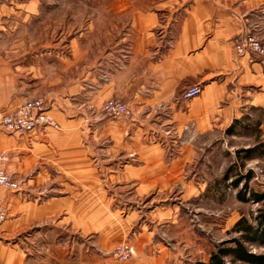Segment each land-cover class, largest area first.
<instances>
[{
  "label": "crops",
  "instance_id": "obj_1",
  "mask_svg": "<svg viewBox=\"0 0 264 264\" xmlns=\"http://www.w3.org/2000/svg\"><path fill=\"white\" fill-rule=\"evenodd\" d=\"M11 5L0 0V113L35 99V84L48 85L39 98L59 127L48 126L38 137L0 133L5 169L18 181L16 190L0 189L6 208L0 264H46L4 243L35 224L43 231L50 220L74 227L70 220L78 219L110 230L106 209L113 203L115 214L127 209L115 239H125L140 222L129 240L134 256L147 253L143 221L178 218L173 188L183 199L201 193L193 169L198 150L214 146L215 132L240 135L243 114L264 108V60L237 55L233 43L246 30L264 41V0H148L116 11V23L93 26L87 37L102 44L94 59L74 60L72 72L55 80L43 72L52 56H29L14 44L30 33L15 31L4 17ZM196 84L200 93L183 99V90ZM112 96L127 102L132 117L102 114ZM258 124L264 141V124ZM60 212L66 213L62 219Z\"/></svg>",
  "mask_w": 264,
  "mask_h": 264
},
{
  "label": "rangeland",
  "instance_id": "obj_2",
  "mask_svg": "<svg viewBox=\"0 0 264 264\" xmlns=\"http://www.w3.org/2000/svg\"><path fill=\"white\" fill-rule=\"evenodd\" d=\"M28 1L34 0H12V5L6 7L3 14L13 20L15 31L25 30V34L30 33L26 36H16L14 44L17 48L26 49L29 56L47 53L49 58H54L46 69H43L49 80L57 79L62 73L72 72L74 60L85 63L94 59L102 44L96 42L94 37L87 39L93 26H111L118 19L116 11L135 10L148 4V0H37V4H30ZM101 42L106 43L104 40ZM55 59L62 62L54 63ZM36 76L38 73L35 78ZM47 86L35 84V92L38 93L33 96L35 99L28 100H40L44 109V100L42 101L39 95L47 91ZM109 98L121 100L115 96ZM109 98L101 105L103 115V104ZM122 101L127 104L125 100ZM22 104L10 108L8 112L14 111ZM127 106L130 116H105L109 119L132 117L133 112L128 104ZM164 110L158 109L161 112ZM44 111L51 116L45 109ZM248 112L252 114L251 111ZM241 118L245 119L246 127L240 131V135L226 137L221 131L215 132L214 146L208 148L204 144L198 150L193 169L195 178L201 184L200 195L191 193L183 199L179 195V189L173 188L170 196L179 203L178 218L171 223L152 222L151 219H148V222L143 221L142 225H146L145 231L149 237L144 248L147 253L134 256L137 250L133 251L129 240V235H132L137 227L139 229L140 222L131 226L125 239H115L114 233L118 232L116 229L120 230V221L127 209L115 214L117 207L114 203L106 209V216L113 222L110 230L100 231L103 227L96 225L94 219L91 226L79 225L78 219H71L70 222L75 223L74 227L66 225L65 220L63 224L54 219L49 221L54 223L44 226L47 228L43 231H39L40 225L35 224L4 243L8 247L12 248L14 245L19 248L26 258L30 257L46 264H198L207 261L209 255L219 246L233 245L231 239L238 237L233 228L234 222L245 216L254 225L258 209L261 207L260 202L249 199L247 189L264 191V156L255 151L252 157L247 158L242 150L253 148L259 143L264 144L258 134V123L264 124V108L255 111L254 115L244 113ZM54 121L57 123L54 128H58V122L55 119ZM2 131L1 129L0 133ZM0 150L4 151L1 147ZM248 172L252 173V177L245 181L243 177ZM235 182L239 183L238 187ZM243 182H248V188L244 192L245 200L237 196ZM95 214L97 211L92 210V216ZM64 215L65 212H60L56 216L62 219ZM121 243H126L131 248L129 256L123 260L112 254L114 247ZM148 246H152L151 251ZM246 247L254 256L264 255V244L246 243ZM138 251L140 252V249ZM226 260L227 264H230L229 259ZM231 264L252 263L237 261Z\"/></svg>",
  "mask_w": 264,
  "mask_h": 264
},
{
  "label": "built area",
  "instance_id": "obj_3",
  "mask_svg": "<svg viewBox=\"0 0 264 264\" xmlns=\"http://www.w3.org/2000/svg\"><path fill=\"white\" fill-rule=\"evenodd\" d=\"M234 51L237 55L256 56L264 60V41L250 31H242L234 37ZM201 91L199 84L187 86L181 97L188 100L194 98ZM105 115L113 117L130 116L128 106L119 99L109 98L103 104ZM57 127L52 116H49L43 109L40 100H26L14 111L0 114L1 129L10 134L23 136L24 134H45L46 127ZM5 153L0 150V189L16 190L18 181L5 169ZM6 208L0 203V224L5 220ZM130 245L126 243L117 244L113 250V256L123 260L129 256Z\"/></svg>",
  "mask_w": 264,
  "mask_h": 264
},
{
  "label": "trees",
  "instance_id": "obj_4",
  "mask_svg": "<svg viewBox=\"0 0 264 264\" xmlns=\"http://www.w3.org/2000/svg\"><path fill=\"white\" fill-rule=\"evenodd\" d=\"M260 150V151H259ZM244 157L250 158L254 155L255 151L261 156H264V144L259 143L253 148H246L242 150ZM239 154V153H238ZM252 177V173L248 172L243 179L248 180ZM224 180L225 177L223 178ZM242 181V180H241ZM241 181H239L241 183ZM248 182H243V187L237 192V196L241 200H245L244 192L248 188ZM236 187L239 186L238 182H235ZM248 197L254 202H260L261 207L258 209V214L255 217L254 225L250 223L247 218L241 217L234 222V230L238 233V237H233L231 241L233 245L230 247H221L219 246L216 251L212 252L207 261L198 262V264H227L233 262H249L252 264H261L264 263V255L254 256L248 252L246 243L251 245L264 244V191H255L251 188H248Z\"/></svg>",
  "mask_w": 264,
  "mask_h": 264
}]
</instances>
